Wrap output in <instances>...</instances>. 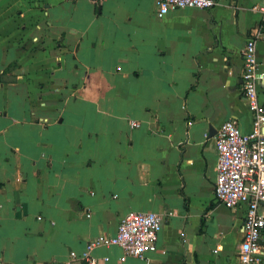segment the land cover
Instances as JSON below:
<instances>
[{
    "label": "crops",
    "instance_id": "obj_1",
    "mask_svg": "<svg viewBox=\"0 0 264 264\" xmlns=\"http://www.w3.org/2000/svg\"><path fill=\"white\" fill-rule=\"evenodd\" d=\"M215 1L159 20L155 0H0V264H65L139 212L164 219L157 251L94 255L239 264L246 207L215 204V138L253 129L243 49L264 0Z\"/></svg>",
    "mask_w": 264,
    "mask_h": 264
},
{
    "label": "built area",
    "instance_id": "obj_2",
    "mask_svg": "<svg viewBox=\"0 0 264 264\" xmlns=\"http://www.w3.org/2000/svg\"><path fill=\"white\" fill-rule=\"evenodd\" d=\"M101 4L103 0H95ZM157 18L183 9L211 10L215 0H155ZM264 14V6L255 7ZM264 35V24L256 27L243 49V93L253 116V129L242 133L233 120L224 122L215 138L218 154L215 204L228 209L246 207L243 241L238 251L239 264H264V104L260 101L258 85L264 80V71L257 60V44ZM141 125L130 121V127ZM169 217L175 212H169ZM90 217V215H88ZM164 219L156 213H130L124 217L115 236H100L88 242L82 252H71L65 264H108L109 257L99 258L94 252L99 248L118 247L123 256L143 259L157 251L159 234Z\"/></svg>",
    "mask_w": 264,
    "mask_h": 264
}]
</instances>
